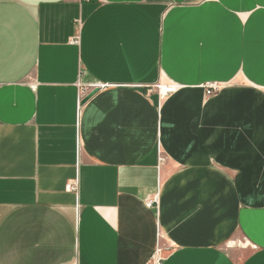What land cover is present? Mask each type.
<instances>
[{"label":"crops","instance_id":"1","mask_svg":"<svg viewBox=\"0 0 264 264\" xmlns=\"http://www.w3.org/2000/svg\"><path fill=\"white\" fill-rule=\"evenodd\" d=\"M157 246L264 264V0H0V264Z\"/></svg>","mask_w":264,"mask_h":264},{"label":"built area","instance_id":"2","mask_svg":"<svg viewBox=\"0 0 264 264\" xmlns=\"http://www.w3.org/2000/svg\"><path fill=\"white\" fill-rule=\"evenodd\" d=\"M72 42L75 43L77 41L74 39V40H72ZM102 86H104V85L103 84H93L90 87L80 88V90H79V102L82 101L86 89H88V88H94L95 89V88H99ZM155 88L157 89L158 93L161 96L171 94L176 90V87L172 84L163 85V86L162 85H156ZM205 88H206V93L211 94V93H213V91H216V89H218V85H216L215 83H208ZM162 254H163V248L161 246H157L156 250L154 252V255L152 256V258L148 264H161V261L163 259Z\"/></svg>","mask_w":264,"mask_h":264},{"label":"rangeland","instance_id":"3","mask_svg":"<svg viewBox=\"0 0 264 264\" xmlns=\"http://www.w3.org/2000/svg\"><path fill=\"white\" fill-rule=\"evenodd\" d=\"M217 90V89H216ZM216 91H213V93ZM231 245L235 246L234 248H229L228 250H232L231 253L234 255L238 260L242 259L245 254L248 252V248H246L245 242L241 239L240 241H235L234 244ZM232 246V247H233Z\"/></svg>","mask_w":264,"mask_h":264},{"label":"water","instance_id":"4","mask_svg":"<svg viewBox=\"0 0 264 264\" xmlns=\"http://www.w3.org/2000/svg\"><path fill=\"white\" fill-rule=\"evenodd\" d=\"M98 88L93 89L92 91H90L83 99L82 102L87 100L88 98H90L96 91Z\"/></svg>","mask_w":264,"mask_h":264}]
</instances>
